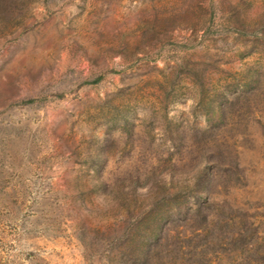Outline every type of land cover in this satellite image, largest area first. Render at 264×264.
I'll return each instance as SVG.
<instances>
[{"label": "rangeland", "instance_id": "obj_1", "mask_svg": "<svg viewBox=\"0 0 264 264\" xmlns=\"http://www.w3.org/2000/svg\"><path fill=\"white\" fill-rule=\"evenodd\" d=\"M262 27L264 0H21L1 15L0 264H133L148 195L117 189L172 163L191 171L210 100L250 66L253 92L224 94L210 134L247 142L245 177L212 202L251 221L264 254ZM246 251L211 264H251Z\"/></svg>", "mask_w": 264, "mask_h": 264}, {"label": "trees", "instance_id": "obj_2", "mask_svg": "<svg viewBox=\"0 0 264 264\" xmlns=\"http://www.w3.org/2000/svg\"><path fill=\"white\" fill-rule=\"evenodd\" d=\"M20 2L0 0V16L10 13ZM244 73L245 81L239 88L227 85L220 96L210 100L204 114L207 125L192 133L189 147L195 153L192 158L195 165L191 171L183 168L178 171L172 163L170 169H151L141 180L131 177L127 189L124 186L117 189V195L123 199L135 196L139 189H144L148 195V209L139 215L133 264H211V257L220 255L223 250H239L242 257L248 250L251 256H247L248 260L253 259L251 264H264L262 246L253 238L256 233L253 223L235 218L227 199L212 202L213 194L228 193L245 177L240 149L246 147L247 142L210 137L230 110L222 100L226 97L224 94L234 97L226 98L227 105H231L233 100L247 99L253 92L257 69L250 66ZM167 131V138L174 147L184 144V132L176 125ZM171 157L170 154L166 159L171 161ZM167 180L172 188L177 182V190L170 191L166 187ZM98 187L104 190L105 183L100 182Z\"/></svg>", "mask_w": 264, "mask_h": 264}]
</instances>
